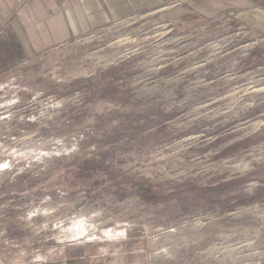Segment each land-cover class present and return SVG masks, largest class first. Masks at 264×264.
<instances>
[{"label": "rangeland", "instance_id": "1", "mask_svg": "<svg viewBox=\"0 0 264 264\" xmlns=\"http://www.w3.org/2000/svg\"><path fill=\"white\" fill-rule=\"evenodd\" d=\"M31 1L0 0V254L264 264V0H163L44 50L12 24Z\"/></svg>", "mask_w": 264, "mask_h": 264}, {"label": "crops", "instance_id": "2", "mask_svg": "<svg viewBox=\"0 0 264 264\" xmlns=\"http://www.w3.org/2000/svg\"><path fill=\"white\" fill-rule=\"evenodd\" d=\"M248 2L231 1L240 11ZM264 6V2L261 3ZM163 0H32L19 12L15 23L18 34L27 37L28 47L44 50L77 35L101 28L136 11L158 9ZM255 6V26L264 27V10ZM25 27V28H22ZM0 264L9 262L0 254Z\"/></svg>", "mask_w": 264, "mask_h": 264}]
</instances>
